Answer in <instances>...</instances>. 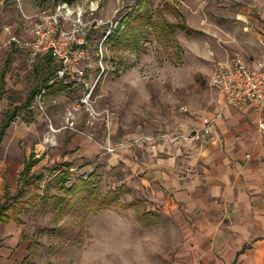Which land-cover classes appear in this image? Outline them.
<instances>
[{"label": "rangeland", "instance_id": "obj_1", "mask_svg": "<svg viewBox=\"0 0 264 264\" xmlns=\"http://www.w3.org/2000/svg\"><path fill=\"white\" fill-rule=\"evenodd\" d=\"M63 3L73 19L87 25V55L59 76L64 92L44 95L31 113L21 112L0 147V168L7 162L0 203L7 190L18 193L32 154L41 157L34 171L47 170L43 181L27 187L18 206L20 243L0 255V262L7 257L6 264H176L183 257L185 225L167 198L148 191L140 169H127L125 154L139 155L146 142H177L185 132L181 124L220 107L223 94L214 75L220 64L243 57L244 38L263 27L264 0H0V42L7 38L6 26L28 39L38 15ZM140 7L186 28L169 34V44L151 33L141 47L114 48L110 32L123 31ZM73 25L71 20L65 27ZM36 63L15 47L0 55V77L9 64L0 125L17 98L26 100L35 88ZM67 163L68 187L80 179L93 185L90 192L81 186L80 198L69 206L65 200L72 194L57 184ZM47 193L62 195L64 203L47 200ZM6 229L0 226V246Z\"/></svg>", "mask_w": 264, "mask_h": 264}, {"label": "crops", "instance_id": "obj_2", "mask_svg": "<svg viewBox=\"0 0 264 264\" xmlns=\"http://www.w3.org/2000/svg\"><path fill=\"white\" fill-rule=\"evenodd\" d=\"M262 11L264 18V7ZM252 33L244 38L243 57L249 65L264 56V24ZM224 103L222 95L220 107L207 115L221 113L204 141L158 146L146 142L139 155L125 154L127 169H140L148 191L167 198L185 225L186 244L176 264H264V112L251 102L242 108L224 107ZM202 119L181 124L179 129L186 134L197 131ZM6 167L4 161L0 185ZM18 224L0 223L7 227L1 256L19 245Z\"/></svg>", "mask_w": 264, "mask_h": 264}, {"label": "built area", "instance_id": "obj_3", "mask_svg": "<svg viewBox=\"0 0 264 264\" xmlns=\"http://www.w3.org/2000/svg\"><path fill=\"white\" fill-rule=\"evenodd\" d=\"M71 12L68 3L60 4L55 12H42L28 31V39L19 35L13 27L6 26L4 32L7 38L5 42H0V55L5 49L13 47L29 52L34 60L53 53L63 66L60 75L79 66L87 55L84 37L87 25L81 19H73ZM71 20L74 27L67 29L65 24ZM213 84L224 95V107L233 105L242 108L251 102L260 112H264V56L254 65H249L242 56L220 64ZM44 94L45 91L38 99ZM220 116L221 113L204 117L199 130L180 134L174 140L190 143L204 141L212 135Z\"/></svg>", "mask_w": 264, "mask_h": 264}, {"label": "trees", "instance_id": "obj_4", "mask_svg": "<svg viewBox=\"0 0 264 264\" xmlns=\"http://www.w3.org/2000/svg\"><path fill=\"white\" fill-rule=\"evenodd\" d=\"M129 18L130 19L125 22L123 31H112L107 37V40L113 42L114 48L125 49L131 45L136 48L141 47L142 40L151 33L155 35V38L159 43L169 44L171 41L169 34H172L177 28H186L184 24L176 25L169 22L162 14L155 16L152 10L148 9V7L137 8L133 15ZM8 68L9 64L6 65V68L2 71L0 77V104L7 96L6 76ZM62 68V64L57 60L53 53L37 59L36 66L34 68V75L37 84L32 92L27 96L26 100H24L25 102L23 99L17 98L15 107L6 112L5 118L0 125V146L3 143L8 129L19 118L21 112L24 110H30L31 113L33 111L34 104L42 92L45 91L44 95L49 96L66 90L64 81L59 79ZM39 162L40 159L37 158L35 154H32L30 158L25 161V167L20 176V188L18 193L16 195H11L7 190L5 202L0 203V223L6 224L13 219L18 223H22L18 206L22 197H24L27 193V187L38 184L46 177V168L40 172L34 171L35 166L39 164ZM66 167V173L63 178H57V184L60 185L62 189H66L69 194H72L71 199L65 200L66 205L69 206L74 202H71L73 199L78 201L80 198L81 186H84L85 190L90 192L93 185L89 179H80L72 186L68 187V183L72 180V174L70 172L72 164L67 163ZM45 197L49 201H56L58 205L64 203L62 195L50 196L47 193ZM11 210L12 214H10Z\"/></svg>", "mask_w": 264, "mask_h": 264}]
</instances>
